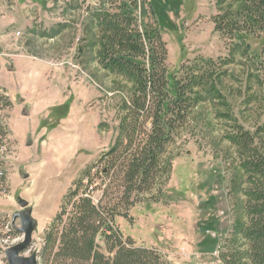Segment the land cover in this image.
<instances>
[{"label": "rangeland", "instance_id": "obj_1", "mask_svg": "<svg viewBox=\"0 0 264 264\" xmlns=\"http://www.w3.org/2000/svg\"><path fill=\"white\" fill-rule=\"evenodd\" d=\"M101 3L0 0V87L11 100L1 111L8 136L0 264H8L7 240L23 238L15 228L20 220L12 219L22 209L18 198L29 202L37 221L25 255L36 251L40 264L47 228L118 136L131 83L97 62L93 11ZM151 3L168 46L169 76L211 58L214 88L201 93L167 146L169 173L127 206L116 225L169 264H226L223 254L247 248L237 228L245 217L246 174L228 135L236 123L253 132L264 123V32L224 38L215 30L214 16L237 12L241 0ZM102 185L94 179L96 200Z\"/></svg>", "mask_w": 264, "mask_h": 264}, {"label": "trees", "instance_id": "obj_2", "mask_svg": "<svg viewBox=\"0 0 264 264\" xmlns=\"http://www.w3.org/2000/svg\"><path fill=\"white\" fill-rule=\"evenodd\" d=\"M93 17L97 62L130 82V95L121 106L118 136L100 157L101 166L85 171L47 228L40 264H169L158 249L125 236L116 217H127V206L169 173L167 146L189 121L201 93L214 88L216 67L213 59H202L182 66V75L169 76L168 46L151 0H102ZM214 23L224 38L238 31L264 32V0H241L237 12L218 13ZM10 105L0 87V190L8 136L1 111ZM228 137L246 174L245 217L237 228L247 248L222 258L226 264H264V123L254 132L236 123ZM95 178L104 186L98 200L93 196ZM82 186L87 192L80 193Z\"/></svg>", "mask_w": 264, "mask_h": 264}, {"label": "water", "instance_id": "obj_3", "mask_svg": "<svg viewBox=\"0 0 264 264\" xmlns=\"http://www.w3.org/2000/svg\"><path fill=\"white\" fill-rule=\"evenodd\" d=\"M18 203L21 206V210L17 211L13 215V223L20 220V226H15L18 232L23 234V238L20 242L8 247L5 250L6 259L8 264H38V255L34 251L30 255H25L29 249L33 233L37 228V221L32 215V208L29 207V202L21 197L18 198Z\"/></svg>", "mask_w": 264, "mask_h": 264}, {"label": "bare ground", "instance_id": "obj_4", "mask_svg": "<svg viewBox=\"0 0 264 264\" xmlns=\"http://www.w3.org/2000/svg\"><path fill=\"white\" fill-rule=\"evenodd\" d=\"M18 239H20V238H16V239H14V240L9 244V247L21 241V240L18 241Z\"/></svg>", "mask_w": 264, "mask_h": 264}, {"label": "built area", "instance_id": "obj_5", "mask_svg": "<svg viewBox=\"0 0 264 264\" xmlns=\"http://www.w3.org/2000/svg\"><path fill=\"white\" fill-rule=\"evenodd\" d=\"M17 237H20V236H17ZM9 239V238H8ZM21 240H22V238H21ZM9 247V240H7V245L6 246H4V251L7 249Z\"/></svg>", "mask_w": 264, "mask_h": 264}]
</instances>
